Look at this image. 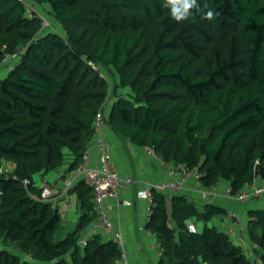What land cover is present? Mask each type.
Instances as JSON below:
<instances>
[{
  "label": "trees",
  "instance_id": "trees-1",
  "mask_svg": "<svg viewBox=\"0 0 264 264\" xmlns=\"http://www.w3.org/2000/svg\"><path fill=\"white\" fill-rule=\"evenodd\" d=\"M28 1L63 33L41 32L37 13L0 0V67L26 48L0 79V264H124L110 239L79 244L97 216L85 180L68 192L80 217L63 239L57 206L32 197L42 194L37 175L66 163L69 174L79 169L102 109L116 135L196 171L203 188L225 181L235 196L264 181V0H198L216 18L184 23L163 0ZM218 215L227 210L153 191L145 228L160 246L158 264H264V210L249 212L246 249L208 226ZM191 219L205 222L203 231H191Z\"/></svg>",
  "mask_w": 264,
  "mask_h": 264
},
{
  "label": "crops",
  "instance_id": "crops-1",
  "mask_svg": "<svg viewBox=\"0 0 264 264\" xmlns=\"http://www.w3.org/2000/svg\"><path fill=\"white\" fill-rule=\"evenodd\" d=\"M7 74L6 68L1 66L0 79ZM102 133L104 138L113 146L112 159L119 174L124 178L130 177L134 180V184L120 190L118 194V199L121 201L129 200L132 203L130 206L118 204L117 199H111L109 201L112 207L110 212L111 220L116 228L120 229L123 234L124 249L122 252L124 257L128 264H158L161 254L159 244L156 238L145 228L148 221L150 204L146 199L139 198V192L151 183L186 178V187L183 191H169L166 194L170 196L174 194H184L197 206L201 207L203 204L207 203L202 198V192L205 188H203L199 180L195 178L194 172L187 174L180 170L177 172L175 179L168 177L166 168L170 165H165L155 154H151L147 150V147L136 146L129 140L119 137L109 126L105 125ZM89 152L91 165H97L99 152L96 138ZM4 166L9 172L14 169V165L11 163H5ZM67 168L68 163L51 173H41L35 177V184L40 188L47 184L54 189L55 195L59 196L64 186V180L69 176V173L66 171ZM257 184H260V182ZM216 187L218 196L213 199L212 204L226 209L227 215L214 217L213 220H211L213 221V226H216L220 231L226 232V228L231 222L229 214H236L239 218L236 224L237 231L231 238L235 244L241 246L240 240H247L248 236L247 227L249 212L251 210H264V194L255 200L240 203L233 201L228 195L227 191L229 190V185L227 182L223 181L217 184ZM55 206L59 209L61 216L65 214L70 218L69 220H72L75 229L80 217L76 194H67L63 195L61 198L59 197ZM187 224H193L196 230L200 232L203 231L205 227V224H201L200 221L195 219H191Z\"/></svg>",
  "mask_w": 264,
  "mask_h": 264
},
{
  "label": "built area",
  "instance_id": "built-area-1",
  "mask_svg": "<svg viewBox=\"0 0 264 264\" xmlns=\"http://www.w3.org/2000/svg\"><path fill=\"white\" fill-rule=\"evenodd\" d=\"M27 9L29 16H33L34 13H37L41 19V32L46 29H53L54 25L50 23L43 15L37 12V6L29 2L28 0H19ZM26 48H19L14 54L6 55L3 61V66H5L6 71L9 73L16 68L18 59L23 55ZM108 102V101H107ZM106 105V104H105ZM104 105V106H105ZM106 125L103 117V109L100 110L97 114L95 131H96V140L97 147L99 152L98 164L93 166L90 161V152L88 151L83 159V162L78 170L69 174L68 177L64 180V186L61 190L59 196L55 195V191L51 186L47 184L41 187L42 194L41 196L32 195L36 200L52 202L54 205L58 202L59 197L67 195L68 192L81 180H85L93 188V202L96 212V218L93 220L88 229L84 232L83 236L79 240L81 246H86L88 240L94 235H101L104 238H108L116 242L120 248L124 249V239L123 234L120 229L116 228L113 221L111 220L110 212L112 210L109 201L111 199H117L118 204L124 206H130L132 203L129 200H119L118 194L120 190L127 188L128 186L134 184V180L130 177L124 178L117 171L113 159H112V144L107 141L102 133L103 127ZM151 154H155L151 148H147ZM164 162V161H163ZM165 163V162H164ZM167 163H165L166 165ZM168 165V164H167ZM3 170H6L3 168ZM180 171L179 168L175 166H167L166 173L168 177L174 178L177 176V172ZM182 172L191 174V171L182 170ZM193 172V171H192ZM194 176L196 179L199 178V174L195 171ZM186 178H181L179 180L171 181H162L160 183H151L148 184L143 190L139 192V198L146 199L149 204V214L148 219L151 213V205L153 203V191L160 193H167L169 191L180 192L183 191L186 187ZM30 184L29 180L24 181V185L27 188ZM217 185L205 188L202 192V198L205 202L212 203L213 199L218 196ZM230 198L235 202H246L249 199L260 197L264 194V181L260 184H254L252 186L246 187L244 190L239 192L237 195L233 196L230 193V190L227 191ZM62 194V195H61ZM170 196V195H169ZM230 223L227 226V233L230 236H233L237 231V222L239 220L238 216L234 213L229 214ZM188 228L191 231H195L193 224L188 225ZM240 244L246 249L248 246L247 242L244 239L240 240ZM160 247V246H159ZM161 251V249H160ZM247 253V251H246ZM124 264H128L126 258L123 254Z\"/></svg>",
  "mask_w": 264,
  "mask_h": 264
},
{
  "label": "clouds",
  "instance_id": "clouds-1",
  "mask_svg": "<svg viewBox=\"0 0 264 264\" xmlns=\"http://www.w3.org/2000/svg\"><path fill=\"white\" fill-rule=\"evenodd\" d=\"M162 8L168 9L170 18L177 23H184L196 14H202V19L212 21L217 13L208 8L204 11L206 5L202 7L198 0H163Z\"/></svg>",
  "mask_w": 264,
  "mask_h": 264
},
{
  "label": "rangeland",
  "instance_id": "rangeland-1",
  "mask_svg": "<svg viewBox=\"0 0 264 264\" xmlns=\"http://www.w3.org/2000/svg\"><path fill=\"white\" fill-rule=\"evenodd\" d=\"M42 10H43V9H42ZM38 11H39V12L41 11V9H39V7H38ZM42 14H43V16H44L48 21H50V23H51L52 25H55V26H56V30H57V27H58V31L61 32V33H63V30L61 29L60 25H57V23L55 22L54 18L51 16V14H50L49 12L43 10ZM46 31H48V30H46ZM4 67H5V66H4ZM103 74H104V76L106 75V76L108 77L109 81H110L111 84H112V79H111V77H110L105 71H103ZM120 93H122V94H124V95L127 96V95H129V94L131 93V91H130L129 89H127V88H124V89H121V90H120ZM37 184H38V182H37ZM38 185H39V184H38ZM70 216H71V215H70ZM218 216H221V215H218ZM215 217H217V216H215ZM69 219H70V218H68L67 215L62 214V226H61V228L58 230V232H57V234H56L57 239H63V238L66 236V234H67L68 232L74 230V223H72V220H69ZM200 223H201V224H205V222H202V221H201ZM208 226L212 227V226H213V221L208 222ZM13 253L19 254V255H21L22 257H24V255L21 254L19 251L14 250ZM201 264H204V263L201 262Z\"/></svg>",
  "mask_w": 264,
  "mask_h": 264
}]
</instances>
